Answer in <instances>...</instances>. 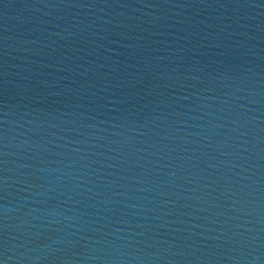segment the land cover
I'll return each instance as SVG.
<instances>
[{
	"label": "water",
	"instance_id": "1",
	"mask_svg": "<svg viewBox=\"0 0 264 264\" xmlns=\"http://www.w3.org/2000/svg\"><path fill=\"white\" fill-rule=\"evenodd\" d=\"M0 264H264V0H0Z\"/></svg>",
	"mask_w": 264,
	"mask_h": 264
}]
</instances>
